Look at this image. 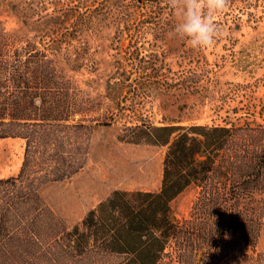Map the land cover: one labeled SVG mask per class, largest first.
<instances>
[{"label":"trees","instance_id":"obj_1","mask_svg":"<svg viewBox=\"0 0 264 264\" xmlns=\"http://www.w3.org/2000/svg\"><path fill=\"white\" fill-rule=\"evenodd\" d=\"M159 2H57L51 13L22 20L36 39L0 26V138L25 140L18 173L0 177V264H264L256 249L264 224V123L155 125L141 118L124 124L119 138L165 148L158 190L114 189L70 227L40 193L84 166L91 131L117 115L107 105L102 118L85 117L94 99L73 85L54 51L94 24L124 33L150 21L157 30L146 18H156ZM189 186L196 196L177 218L171 201Z\"/></svg>","mask_w":264,"mask_h":264},{"label":"rangeland","instance_id":"obj_2","mask_svg":"<svg viewBox=\"0 0 264 264\" xmlns=\"http://www.w3.org/2000/svg\"><path fill=\"white\" fill-rule=\"evenodd\" d=\"M68 1L0 0V26L35 38L34 28L22 20H35ZM159 3L156 18H146L157 30L150 21H136L124 33L112 24H94L53 53L73 85L94 99L86 118H102L107 105L117 114L112 123L93 128L77 173L40 188L68 227L114 189H159L165 148L121 140L124 124L141 118L155 125L264 123V0H229L228 9L215 17L222 33L204 50L169 37L177 17L167 0ZM24 145L19 137L0 138V177L18 173ZM196 191L189 186L171 201L177 218L187 215ZM256 249L264 251V224Z\"/></svg>","mask_w":264,"mask_h":264},{"label":"clouds","instance_id":"obj_3","mask_svg":"<svg viewBox=\"0 0 264 264\" xmlns=\"http://www.w3.org/2000/svg\"><path fill=\"white\" fill-rule=\"evenodd\" d=\"M167 6L177 17L169 37L185 41L193 50H204L221 35L215 17L228 9L229 0H167Z\"/></svg>","mask_w":264,"mask_h":264}]
</instances>
